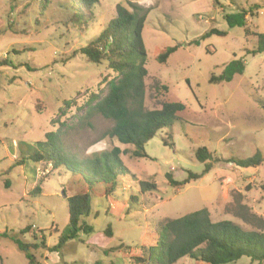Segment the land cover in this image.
Returning a JSON list of instances; mask_svg holds the SVG:
<instances>
[{
	"label": "rangeland",
	"instance_id": "374dc122",
	"mask_svg": "<svg viewBox=\"0 0 264 264\" xmlns=\"http://www.w3.org/2000/svg\"><path fill=\"white\" fill-rule=\"evenodd\" d=\"M130 2L151 9L143 32L146 108L159 109L163 102L185 105L174 125L145 145L147 158H134L133 146L105 137L113 122L99 114L87 116L84 109L102 78L114 74L105 62H89L79 50L116 17L118 5L131 10ZM73 4L0 0V264H30L16 240L32 246L37 264H134L132 258L152 244L155 224L204 208L213 221L256 228L234 215L245 206L264 221V163L242 169L229 160L264 154V54L247 53L255 48V35L264 33V0H100L84 29L82 21L73 20ZM241 9L253 10L247 15L248 38L244 28H231L225 19ZM211 30L227 34L202 39ZM175 46L160 63V54ZM234 59L243 60L245 72L229 83H211ZM62 123L66 156L87 160L118 147L124 165L158 190L141 194L132 178L124 179L112 201L95 195L92 215L82 219L93 231L60 245L69 233L66 198L80 185L72 175L28 157ZM202 147L213 156L208 173L196 158ZM189 172L202 176L182 186L169 184L168 175L182 182ZM37 185L40 194H30ZM177 264L205 263L185 258ZM234 264L257 263L244 257Z\"/></svg>",
	"mask_w": 264,
	"mask_h": 264
},
{
	"label": "trees",
	"instance_id": "16d2710c",
	"mask_svg": "<svg viewBox=\"0 0 264 264\" xmlns=\"http://www.w3.org/2000/svg\"><path fill=\"white\" fill-rule=\"evenodd\" d=\"M99 2L100 0H73L74 10L77 12L73 20L82 21L83 29L89 27L94 18L91 9ZM128 5L131 10L118 5L116 17L95 40L79 50L89 62L95 64L105 62L108 70L114 74L112 78L107 76L102 78L98 91L90 95L84 109L87 116L99 114L113 122V127L107 131L105 137L116 139L123 145L133 146L135 150L132 152V157L147 158L145 145L161 130L172 127L179 114L185 110V105L180 102H163L159 109L146 108L145 79L148 71L143 32L151 9L144 10L138 4L131 2ZM249 12L241 9L235 14L225 16L231 28L245 29L246 38L250 36L247 29ZM226 34L211 30L202 39L211 35ZM255 36V48L247 50V53L264 54V33H257ZM195 44L198 45V41H195ZM178 48L179 46H175L160 54V63H166L169 56ZM77 53L75 52L73 57ZM245 69L246 65L242 59H234L225 66L219 76H212L210 82L229 83L236 75H242ZM163 88L167 90V87L163 86ZM71 104L74 103H66V107H71ZM260 106L264 108V102L261 101ZM64 127L65 124L62 123L56 131L46 134V140L38 142L39 149L28 157L33 162L50 165L54 171H63V174L72 175L80 185L79 192L66 198L69 233L67 237L61 238L60 245L64 240L76 237L79 232L88 235L93 231V228L82 219L92 215L91 198L95 195H103L105 199L112 201L117 190L123 188L124 179L132 178L141 194L158 190L156 183L139 181L124 165L121 159L123 151L118 147L97 153L87 160L66 156L62 147ZM212 157V153L205 147L197 150L196 158L205 164L204 173L211 170L212 165L208 161ZM229 162L242 169L257 168L264 163V154L257 151L251 158L230 159ZM17 163V165L22 164L21 161ZM201 176L189 172L187 179L182 182H177L170 175L167 178L170 185L177 187L186 185L191 180H197ZM262 188L264 189V185ZM40 191L37 185L30 194H40ZM63 194L66 195L65 190ZM125 213L129 214V207ZM234 217L256 228L247 230L232 220L213 221L207 208L180 218L161 221L155 224L150 232L152 237L150 247L140 256L132 258V261L134 264H177L180 260L189 258L205 264H234L245 257L253 263L263 264L264 221L258 219L245 206L240 207ZM30 229L22 233L25 234ZM108 234L111 235V231ZM15 243L18 249L26 254L30 264H37L36 258L31 254L32 246L19 240ZM56 248H51L50 251H56Z\"/></svg>",
	"mask_w": 264,
	"mask_h": 264
},
{
	"label": "crops",
	"instance_id": "0c3cea01",
	"mask_svg": "<svg viewBox=\"0 0 264 264\" xmlns=\"http://www.w3.org/2000/svg\"><path fill=\"white\" fill-rule=\"evenodd\" d=\"M112 204V203H111ZM113 208V207H112Z\"/></svg>",
	"mask_w": 264,
	"mask_h": 264
}]
</instances>
